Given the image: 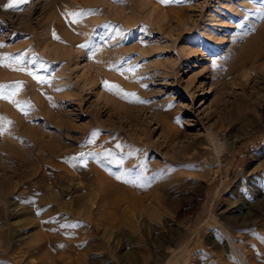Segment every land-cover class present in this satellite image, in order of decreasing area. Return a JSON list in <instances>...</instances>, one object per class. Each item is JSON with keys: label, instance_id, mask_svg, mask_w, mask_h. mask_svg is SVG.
I'll return each instance as SVG.
<instances>
[{"label": "rangeland", "instance_id": "1", "mask_svg": "<svg viewBox=\"0 0 264 264\" xmlns=\"http://www.w3.org/2000/svg\"><path fill=\"white\" fill-rule=\"evenodd\" d=\"M6 3L0 53L34 57L24 66L50 83L0 66V84L23 81L15 99L33 106L25 115L0 99L13 122L0 135V264H264V20L253 0ZM80 9L99 11L64 15ZM118 62L123 73L109 67Z\"/></svg>", "mask_w": 264, "mask_h": 264}, {"label": "snow or ice", "instance_id": "2", "mask_svg": "<svg viewBox=\"0 0 264 264\" xmlns=\"http://www.w3.org/2000/svg\"><path fill=\"white\" fill-rule=\"evenodd\" d=\"M28 2V0H8V3L4 4L3 7L5 9H15V10H19V6L21 4H26ZM120 2H123V0H120ZM160 3L163 4H169V3H173V2H180V0H159ZM253 2L257 5V7L253 10L252 14L255 16V18L257 20H264V0H253ZM98 9H80L77 11H70V12H66L64 13V15L72 17L73 21L72 22H79V19L83 18L84 16L90 15V14H94L95 12H98ZM105 28L108 27V25L104 26ZM254 30V26L250 29H248V31H253ZM244 34H247V32H244ZM116 35H122V33H120L119 29H116ZM53 36L55 38L58 39V37L55 36V33H53ZM4 45L2 43H0V47H3ZM78 47L81 48H90L91 47V41H86L85 43L78 45ZM99 49L96 47H91V55L94 57L96 51H98ZM33 65L36 64V60L35 58H26V54L25 53H17V54H9V53H0V66H6L12 70H16V71H22V72H26L28 75L33 76V78L35 80H37L39 83L43 84V83H50V80H48L46 77L44 76H39L37 75L31 67H25L24 65ZM38 67H44V65L38 64ZM110 68L115 69L117 71H120L121 73H123L124 69H122L119 66V62L117 64H112L109 65ZM135 67H139V65L135 66ZM128 72L134 73L135 68L130 67L127 69ZM104 84L106 87H108L109 90L112 89H119L118 85L115 84H109L108 81H104ZM23 85V81H15L11 84H0V99L3 100H7L11 103L14 104L15 107H17V109H19L23 114L27 115L28 114V110L31 107H33L31 105L30 101H20L15 99L17 93L21 90V86ZM146 87V86H145ZM56 90H60V89H56ZM120 93L124 96V98H128V97H132V99L135 102H139V103H146L147 101L142 100L136 93H128V92H124L122 89H119ZM49 99H51L49 97ZM179 122V121H178ZM13 122L11 120H9L7 117H3L0 116V135H2L4 132L8 131V127L12 124ZM97 135L96 132L92 133V136L95 137ZM93 140H89L88 143H93ZM117 148H120L121 145H117ZM98 155L97 153L94 152H88V153H84L81 152L78 154L81 163L83 164V166H87V160L85 159V157H92V156H96ZM101 155H111L110 150H106L104 153H102ZM128 155H133L132 152H129ZM72 159H77V157H73ZM115 163L117 164H122L123 163V159H117L115 161ZM124 174H119L116 175V179L118 180H123ZM128 183H133L135 184L136 181L135 180H128L126 181ZM141 187H143V185H140ZM43 211V209H39L37 210V215H39L41 212ZM56 218H51V220H55ZM46 222H50V221H46ZM78 226L77 223H61L59 225V227L61 229H68V228H76ZM53 231H55V229H53ZM69 235L71 233H68ZM60 247H63L64 245H59Z\"/></svg>", "mask_w": 264, "mask_h": 264}, {"label": "bare ground", "instance_id": "3", "mask_svg": "<svg viewBox=\"0 0 264 264\" xmlns=\"http://www.w3.org/2000/svg\"><path fill=\"white\" fill-rule=\"evenodd\" d=\"M223 7L224 8H226V9H228V8H230V4L228 3V4H224L223 5ZM184 48H186V47H184ZM260 50V49H259ZM264 50V49H263ZM263 55V51L261 50L259 53H258V56H262ZM256 56V55H255ZM260 57H258V59L260 58ZM254 58V57H253ZM256 58H257V56H256ZM117 175H119V174H117ZM103 184V183H102ZM129 192V191H128ZM127 193V192H126ZM128 194V193H127ZM129 195H130V193H129ZM172 256V255H171Z\"/></svg>", "mask_w": 264, "mask_h": 264}]
</instances>
